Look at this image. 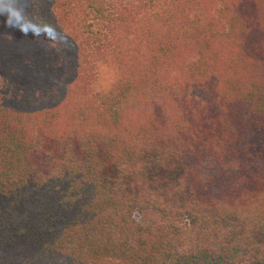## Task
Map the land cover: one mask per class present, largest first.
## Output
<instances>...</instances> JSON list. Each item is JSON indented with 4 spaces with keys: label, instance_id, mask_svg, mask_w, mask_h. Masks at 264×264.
I'll return each instance as SVG.
<instances>
[{
    "label": "trees",
    "instance_id": "trees-1",
    "mask_svg": "<svg viewBox=\"0 0 264 264\" xmlns=\"http://www.w3.org/2000/svg\"><path fill=\"white\" fill-rule=\"evenodd\" d=\"M19 6L0 264H264V0ZM100 63L116 79L95 91Z\"/></svg>",
    "mask_w": 264,
    "mask_h": 264
},
{
    "label": "clouds",
    "instance_id": "clouds-1",
    "mask_svg": "<svg viewBox=\"0 0 264 264\" xmlns=\"http://www.w3.org/2000/svg\"><path fill=\"white\" fill-rule=\"evenodd\" d=\"M21 0H0V15H5V24L10 28L21 31L24 35L29 34L32 22L26 17L24 10L20 7ZM45 31H53L51 25L45 26ZM34 35H40V31H33Z\"/></svg>",
    "mask_w": 264,
    "mask_h": 264
},
{
    "label": "rangeland",
    "instance_id": "rangeland-1",
    "mask_svg": "<svg viewBox=\"0 0 264 264\" xmlns=\"http://www.w3.org/2000/svg\"><path fill=\"white\" fill-rule=\"evenodd\" d=\"M116 79L115 69L112 63H100L96 70L95 79L92 82V86L95 91H103L110 88L112 83ZM0 85H1V73H0Z\"/></svg>",
    "mask_w": 264,
    "mask_h": 264
}]
</instances>
